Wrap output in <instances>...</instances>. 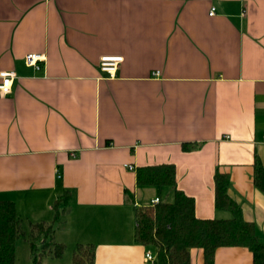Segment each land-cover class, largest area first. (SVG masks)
Wrapping results in <instances>:
<instances>
[{"label":"crops","instance_id":"crops-1","mask_svg":"<svg viewBox=\"0 0 264 264\" xmlns=\"http://www.w3.org/2000/svg\"><path fill=\"white\" fill-rule=\"evenodd\" d=\"M105 55L124 57L113 77ZM2 71L15 73L0 96V199L26 232L16 258L31 263V226L47 222L65 244L52 264H72L79 243L95 245L94 264H155L136 208L173 190L138 185L137 168L159 163L176 165L201 218L231 215L215 206V174L228 172L264 237V0H0ZM191 262L204 264L202 249ZM215 264H253V253L219 247Z\"/></svg>","mask_w":264,"mask_h":264},{"label":"trees","instance_id":"trees-1","mask_svg":"<svg viewBox=\"0 0 264 264\" xmlns=\"http://www.w3.org/2000/svg\"><path fill=\"white\" fill-rule=\"evenodd\" d=\"M184 147L189 148V144ZM254 167V184L264 193V165L257 156ZM137 182L173 190L172 200L136 208V238L155 249V264H192L193 248L203 250L204 264H215L216 251L223 246L247 247L253 253V264H264V237L257 233L254 222L245 219L240 204L230 195L228 172L218 170L215 174V206L230 212L227 218L197 216L194 197L178 186L174 163L139 166ZM67 197L62 195L56 205ZM63 213L58 211L57 218ZM25 234L15 202L0 199V264H16V244ZM29 237L30 264H43L45 257H59L65 251V244L55 239L52 223H33ZM95 252L92 243L77 244L72 264H94Z\"/></svg>","mask_w":264,"mask_h":264},{"label":"built area","instance_id":"built-area-1","mask_svg":"<svg viewBox=\"0 0 264 264\" xmlns=\"http://www.w3.org/2000/svg\"><path fill=\"white\" fill-rule=\"evenodd\" d=\"M216 13V7H212L210 10V15ZM43 60L42 54L29 53L25 56V61L27 65L40 68L39 61ZM124 61L123 56H109L105 55L100 58L99 67L102 71L108 73L109 76H115L117 74L120 64ZM156 74H160V71H156ZM15 78V73L13 71H2L0 72V96L6 97L12 92L13 80ZM72 156H76L75 152H72ZM132 169L133 166H130ZM161 200L160 197L152 199L151 204L158 203ZM146 260L150 262H155L156 254L151 250L146 251Z\"/></svg>","mask_w":264,"mask_h":264},{"label":"rangeland","instance_id":"rangeland-1","mask_svg":"<svg viewBox=\"0 0 264 264\" xmlns=\"http://www.w3.org/2000/svg\"><path fill=\"white\" fill-rule=\"evenodd\" d=\"M163 198L165 199V196H163ZM166 200H170V198H168ZM23 238H25V237H23ZM23 241L24 240L21 239V242H23ZM154 252H155V249H154ZM16 264H28V262H26V258H24V256L22 255V250H19L18 257L16 258ZM43 264H52L51 257H47V259L45 261H43Z\"/></svg>","mask_w":264,"mask_h":264}]
</instances>
